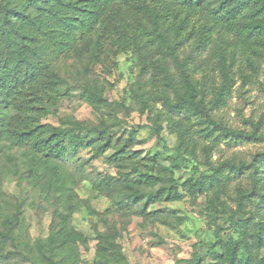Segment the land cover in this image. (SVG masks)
Instances as JSON below:
<instances>
[{
    "label": "trees",
    "instance_id": "obj_1",
    "mask_svg": "<svg viewBox=\"0 0 264 264\" xmlns=\"http://www.w3.org/2000/svg\"><path fill=\"white\" fill-rule=\"evenodd\" d=\"M262 48L264 0H0V163L7 156L8 177L25 192L13 202L0 175V261L80 264L81 248L89 250L93 241L94 264H130L120 238L131 216L185 224L178 214L173 224L165 209L154 206L190 195L205 197L210 233L180 263L264 264V148L250 161L215 163L207 143L200 159L197 137L264 142L262 121L251 122V130L236 129L215 113L230 99L237 74L250 80L244 67L255 71ZM122 52H131L140 69L130 88L137 109L151 117L150 101L161 105L154 118L148 116L151 125L135 130L149 132L137 142L163 140L167 122L178 137L172 166L193 163L184 181L143 170L133 139L113 134L125 122L120 113L131 106L126 98H109L95 67ZM65 85L92 104L98 123L47 108ZM96 161L113 170H101ZM238 177L249 179L231 189ZM29 194L52 207L47 237L32 240L25 228ZM100 196L111 202L104 211L92 205ZM82 208L102 221L92 237L72 224ZM117 216L129 220L120 227Z\"/></svg>",
    "mask_w": 264,
    "mask_h": 264
},
{
    "label": "rangeland",
    "instance_id": "obj_2",
    "mask_svg": "<svg viewBox=\"0 0 264 264\" xmlns=\"http://www.w3.org/2000/svg\"><path fill=\"white\" fill-rule=\"evenodd\" d=\"M264 51V48H262ZM256 69L253 71L247 65L244 70L250 73V80L244 82L240 75H236L237 84L233 90L230 99L224 107L216 110L217 117L223 119L225 123L236 129L251 130V122L262 121L261 130L264 131V56L255 57ZM96 74H99L104 80L108 96L113 101H121L126 98L125 103L130 107L129 113L123 111L120 113L121 118H125V122L114 128L113 134L118 139L132 138V149L142 150L139 164L143 170L154 168V174L162 173L164 175H173L182 179V181L191 177L193 174V163L189 166L175 167L172 166L173 149L178 144L176 134L169 132L168 123L164 122L161 135L163 140L156 136L144 143H138V139H145L149 136V132L145 129L137 133L138 126L151 125L149 113L142 114L137 109L136 101H133V93L130 92L131 86L136 82L140 69L131 52H122L116 57H111L106 65L96 66ZM72 88V87H71ZM67 88L65 85L60 92L58 98L54 99L51 104H47L50 110H56L59 115L73 114L79 119H88L98 123L101 120V115L94 110L92 104L79 98L78 92L73 87ZM155 105L150 118H154L157 107L161 108L159 102L150 101ZM149 116V117H148ZM55 119V118H54ZM47 121V120H44ZM200 148L198 154L200 159L204 160V152L202 146L207 143L213 146L212 157L215 163L232 158L238 161H250L252 156L260 149L264 148V142L254 140H222L214 143L211 138L199 137ZM160 140V141H159ZM7 151V150H6ZM160 152V155H155ZM114 153L110 150L108 155ZM8 153L5 152V155ZM7 156H4V161L0 163L1 187L7 193L8 197L13 198L23 197L25 192L21 191L14 178L8 177L5 168ZM96 166L101 170L112 171L103 161H96ZM146 165L148 168H144ZM169 168L171 172L166 170ZM88 170L90 167L88 166ZM126 169H131L127 167ZM2 173V174H1ZM248 177H238L234 179L231 189L240 182H246ZM80 192L83 197H87V187L80 185ZM158 189V187H157ZM154 191L155 189H151ZM111 204L108 197H92V205L99 211H104ZM232 207L235 203L230 201ZM206 200L204 196L193 198L190 195L183 196L180 201L161 200L155 204L156 209H165V214L170 215V220L174 223L179 222L175 219L178 214L184 218L185 224L175 225L162 224L159 221H145L140 215L131 216L128 221L126 230H123L120 242L123 250L128 257L130 264H190L187 262L180 263L181 259L191 258V245L206 239L210 233L208 218H206ZM169 210V212H168ZM176 210V211H175ZM25 228H27L29 236L32 240L40 237H47L50 232L52 221V207L45 201L39 198L35 199L34 194H29L24 206ZM117 222L122 227L123 222L117 216ZM72 224L75 229L82 231L88 237L94 236L97 227H102V221L99 216H90L84 208L77 211L73 215ZM82 262L80 264H94L95 246L94 242H90L89 250L81 248ZM30 264L17 257L15 260L0 261V264Z\"/></svg>",
    "mask_w": 264,
    "mask_h": 264
}]
</instances>
